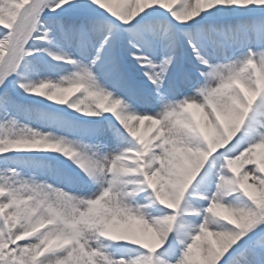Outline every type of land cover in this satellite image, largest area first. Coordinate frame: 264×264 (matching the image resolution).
<instances>
[{
	"label": "snow or ice",
	"instance_id": "6c2138e0",
	"mask_svg": "<svg viewBox=\"0 0 264 264\" xmlns=\"http://www.w3.org/2000/svg\"><path fill=\"white\" fill-rule=\"evenodd\" d=\"M0 264H264V0H0Z\"/></svg>",
	"mask_w": 264,
	"mask_h": 264
}]
</instances>
